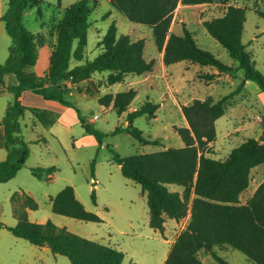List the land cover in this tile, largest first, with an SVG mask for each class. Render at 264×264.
I'll return each instance as SVG.
<instances>
[{
    "label": "trees",
    "instance_id": "16d2710c",
    "mask_svg": "<svg viewBox=\"0 0 264 264\" xmlns=\"http://www.w3.org/2000/svg\"><path fill=\"white\" fill-rule=\"evenodd\" d=\"M41 2L8 0L7 10L0 16L12 39L9 56L0 65V86L13 95V103L2 120L7 157L0 162V183L13 179L30 155L29 143L22 136L20 124L26 112L44 127L56 119L50 111L24 106L21 101L24 92L29 91L74 109L86 134L93 136L100 148L109 134L95 128L68 99L72 89L67 83L79 86L90 81L94 74H107V84L114 85L121 83L126 76L151 72L154 66L153 61L147 62L144 58V39L132 40L128 35H119L113 22L97 43L100 48L98 56L71 68L72 58L77 62L84 59L91 26L89 1L78 0L64 10L56 29L48 74L37 76L34 67L39 50L47 44V39L28 30L23 18L29 8L39 9ZM211 2L213 0H111L112 7L130 22L151 29L155 47L163 52L165 66L191 62L216 70L218 76H235L241 71L242 79L233 92L219 100H194L182 107L189 126L175 129L183 143L182 148H167L129 158L121 157L111 146L106 148L123 177L140 185L146 194L150 228L163 234L167 219L179 222L190 214L186 228L172 244L163 264H204L199 258L201 252L209 254L218 264H230L218 253L223 248L239 251L254 264H264V181L250 199L244 203L240 201L241 194L250 185L252 169L264 164V128L258 140L248 139L224 160L207 156L212 148L209 145L216 141V121L225 114L231 100L243 91L245 83L255 82L264 93V75L256 68L243 42L246 9L229 6L221 17L202 22L208 34L237 63L236 67L225 65L210 52L202 50L185 26L181 35L170 32L178 5L199 6ZM259 15L264 19V12ZM6 75H13L16 84L6 86ZM216 76L205 74L201 78L211 81ZM136 95L137 92L130 89L106 94L99 97L98 102L104 107L112 105V109L121 116L127 112ZM158 108L159 104L145 102L141 108L127 114L126 127H117L111 135L125 132L142 145L157 144L135 127L134 121L141 116L154 118ZM40 141L44 139L37 140ZM95 163L96 158L91 163L92 177ZM56 171L55 167L31 170L39 180ZM168 185L183 187V195L170 192ZM91 196L96 204L95 191ZM12 202L17 224L8 227L0 221V229L6 228L15 237L34 246L47 247L53 254L67 257L72 264H122L124 254L116 248L80 237L51 221L42 224L31 222L26 210H37L38 204L30 195L16 193ZM50 202L53 213L57 215L84 222H102L98 215L85 209L72 186H66Z\"/></svg>",
    "mask_w": 264,
    "mask_h": 264
},
{
    "label": "rangeland",
    "instance_id": "374dc122",
    "mask_svg": "<svg viewBox=\"0 0 264 264\" xmlns=\"http://www.w3.org/2000/svg\"><path fill=\"white\" fill-rule=\"evenodd\" d=\"M41 1L39 9L29 8L26 11L23 23L31 32L45 37L46 45L50 47L55 42L56 29L63 18L64 10L78 0ZM88 1L91 9L88 45L83 61L77 62L72 58L71 68L98 56L100 48L97 47V43L113 22L117 26L119 35H128L132 40L144 39L146 59L158 56L151 29L130 22L112 7L111 0ZM229 6L246 9L243 42L252 55L256 68L264 75V19L259 15L260 12H264V0H213L210 4L199 6L178 5L173 14L170 32L181 35L185 26L193 34L202 50L210 52L225 65L237 66L226 50L202 26L203 21L221 17ZM7 7L8 0H0V14H4ZM106 15L107 17L104 18ZM2 25L4 27L3 23ZM4 35L7 44L11 46L12 39L5 28ZM4 46H6V40L0 44V64L5 63L9 56V49ZM75 47L76 43H74V49ZM43 59L45 60L46 57ZM187 63L191 70L185 75L180 73L184 64L170 67L174 75L165 73L162 77V73L158 71L155 78L161 79L158 84L159 89L139 90L131 104L132 108H141L146 101L150 100L160 105L154 118L141 116L134 121V126L146 137L157 141V144L142 145L125 132L111 135L117 127L125 126L126 116H119L114 110H103L98 102V98L106 93L103 91L108 86L107 74H94L90 81L80 84L77 90L73 88L74 93L69 96L88 121L95 120L93 124L95 128L109 134L104 138L100 148L93 136L94 143L88 140L80 144L74 143V140H80L86 132L76 111L72 108L64 115L66 124H56L52 130L39 124L37 128H33L35 119L27 113L20 120V124L22 136L29 143L30 155L24 167L13 179L0 183V221L8 227L17 224L12 196L16 193H25L38 204V209L30 213L31 222L42 224L51 221L56 226L66 228L80 237L116 248L124 254L122 264H163L172 244L186 228L190 214L188 213L187 217L179 222L167 220L163 234L150 228L146 194L142 192L140 185L123 177L120 167L112 162L111 154L106 147H113L121 157L126 158L156 153L167 148H182L183 143L175 132L176 128L184 127L185 117L183 118L182 107L191 104L194 96L202 98L212 94L215 99H220L233 92L242 79V72L238 71L235 73V85L220 82L212 89L205 86L209 83L201 78V75H205L209 68ZM129 76L134 77V75ZM184 76L187 80L192 79V83L177 82ZM125 78L121 83L125 81ZM131 81L130 78L128 82ZM257 91H261L259 86L255 82H250L249 86L235 96L236 105H240L241 109L236 107L229 109L225 117L216 123L217 141L209 145L212 148L207 156L224 160L232 150L245 141L257 138L261 129L255 121L258 114L264 116V105L257 96ZM8 103L9 106L12 105L13 95L3 92L0 96V106ZM3 116L2 111L0 118ZM248 125L252 127L244 129ZM53 130L57 133L51 132ZM235 130L238 131L237 134L226 137L227 132L234 133ZM86 136L91 135L86 134ZM38 137L43 138L44 141L35 142ZM2 153H4L3 159L0 162L7 157L5 152ZM95 158V170L92 177L91 163ZM37 167H55L57 171L51 174L53 177L51 180L47 176L39 180L31 172ZM250 176V185L240 196L241 203L252 197L261 179L264 178V164L252 169ZM66 186L74 188L76 198L87 211L98 215L102 220L101 223L84 222L53 213L50 199ZM167 187L170 192H178L181 195L184 193V188L181 186L168 185ZM93 191L96 195V204L91 196ZM192 198L193 196L190 197V202ZM223 250L218 253L230 264H254L237 250L229 248H223ZM199 258L204 264H218L205 252H201ZM0 264L72 263L67 257L53 254L49 248L34 246L3 228L0 229Z\"/></svg>",
    "mask_w": 264,
    "mask_h": 264
},
{
    "label": "crops",
    "instance_id": "0c3cea01",
    "mask_svg": "<svg viewBox=\"0 0 264 264\" xmlns=\"http://www.w3.org/2000/svg\"><path fill=\"white\" fill-rule=\"evenodd\" d=\"M2 15L3 14H0V16H2ZM4 28L5 27H3L2 22L0 21V44L4 40H6V46H4V47H8L9 53H10V48H11L12 45L9 46V44H7V39H5V35H4ZM47 48H50V49L48 50ZM52 54H53V47L52 46L49 47L48 45H46V46H44L43 48H41L39 50V57H38V60H37L36 65L34 67V72L36 73L37 76H39V77H45L48 74L49 67H50V59L52 57ZM2 57H3V53H2ZM44 57H46L45 60L43 59ZM144 58H145V60L147 62L153 61L154 66H153V69H152L151 72L145 73V74H143L141 76H134L133 78L131 76H129V77H126L125 78V81L123 83H117V84H114V85H108L107 88H105L104 91H103V92H106L105 95L106 94H109V93L116 94L118 92H123V91H127V90H130V89H133L136 92H138L139 90H142V89L143 90H148V91H154V90L156 91V89H159L158 84L161 82V79L159 77L158 78H155L158 75V71H160L162 73V77L165 76V73L174 75L173 74V71H171V69H170V67L172 65L165 66L164 63H163V52L158 51V56L156 58H151L150 57L149 59H146L145 53H144ZM0 61H1V53H0ZM176 64H184L183 65V69L180 71V73H182V75H185L189 70H191L189 68V64L187 62H180V63H176ZM176 64H173V65H176ZM230 66L236 67L234 65H230ZM205 74H214V75H217L213 80L208 81L209 85H206L205 84V86H209L212 89L215 86H218V84L220 82H228V83H230L232 85H235V82H234L235 76H232L231 77V75H229V74H226L225 76L224 75L218 76V72L216 70H214V69H211V68H209V71L206 72ZM130 78L132 79V81L131 82H128V80ZM177 82L178 83H181V84L182 83L183 84L192 83V79L187 80L185 78V76H184L182 79L178 80ZM250 82L251 81H247L245 83V85H244V88L247 87V86H249L250 85ZM4 83H5L6 86L14 85V84H16V79H15V77L13 78V75H6L4 77ZM67 84H68L69 88L72 89V91L69 94V96H70L71 94L74 93L73 92V88H75V90H77V87L78 86H72L70 83H67ZM185 86H188V85H185ZM191 86H193V85L191 84ZM194 91L199 92L198 90H195V89H194ZM3 92H8V91H6L2 86H0V96L3 94ZM69 96H68V99H69ZM257 96L260 98V100L262 101V103L264 105V93L262 91H257ZM208 98H213L214 100H219V99H215L212 96V94H210V95H208L206 97H202V98L201 97L198 98V97L194 96L193 101L194 100L205 101ZM21 101H22V104L24 106H26V107L39 108L41 110L50 111V112H52V113H54L56 115V119H55L54 123L51 124L48 127H44L43 125H41L38 122V120L36 118L33 117L35 119V123L33 124V128H37V124H39L40 126L46 128V129L52 130L56 124H59V123L66 124V122L64 121V115L69 111V109H70L69 107H65V106H63V105H61V104H59L57 102L45 100L41 96L36 95V94H33V93L29 92V91H26V92L23 93L22 98H21ZM148 101H150V100H148ZM150 102H153V101H150ZM72 103H74V102H72ZM153 103H156V102H153ZM156 104H158V103H156ZM8 107H9V103L8 104H4V106H2V107L0 106V113H2V111H3V113L5 115V112H6V110H7ZM101 107H102L103 110H113L112 109V105H110L108 107H104V106H101ZM234 107L241 109V106L240 105H238V104L236 105L235 97H234L233 100H231V102L227 106V109H226L225 114L221 118H219L216 121V123L220 119H222V118L225 117V115L228 113L229 109L234 108ZM137 109H139V108H132L131 105H130V107L128 108L127 112L123 113L122 115H125L127 117V114L128 113L134 112ZM27 113H29V112H26V114ZM25 115H24V117H25ZM3 118H4V116H3ZM3 118H0V160L3 159L2 157H3V154L4 153H2V152H5L7 154L6 148H5L4 129H3V126H2V120H3ZM183 118H184V115H183ZM184 120H185L184 127H189L187 120L185 118H184ZM89 122H91L92 124H94L95 123V120L94 119H90ZM216 123H215V126H216ZM255 123L256 124H259L260 125V129H261L260 134L257 136V138H255V139L258 140L260 138V136L262 134V131H263V128H264V116L258 114ZM126 126H127V121L125 122V126H122V127H126ZM251 127H252L251 125H248L244 129H249ZM26 128H28V127H26ZM51 132H53L54 134L57 133L54 130L51 131ZM237 132H238L237 130H235L234 133L233 132H227L226 133V137L234 136L235 134H237ZM217 136H218V133H217V127H216V141H217ZM38 139H40V137L36 138L35 142H37ZM85 140H88L90 143H94V140H93L92 136H86V134L82 138H80V140H78V141L74 140V143L80 144V143H82ZM216 141H215V143H216ZM262 143H264V142H262ZM45 176H47L49 180H51L53 178L51 175H45ZM44 177H43V179H44ZM263 181H264V178L261 179V182L258 184V186ZM258 186L256 187V189L258 188ZM26 211H27L28 218H29L30 217V213H31L32 210L27 209ZM189 218H190V216H189ZM29 220H30V218H29ZM167 220H169V219H167ZM165 224H166V222L164 223V227H165ZM43 248H47V247H43ZM229 249L230 250H233L231 248H229ZM220 251H224V250H218V252H220Z\"/></svg>",
    "mask_w": 264,
    "mask_h": 264
}]
</instances>
